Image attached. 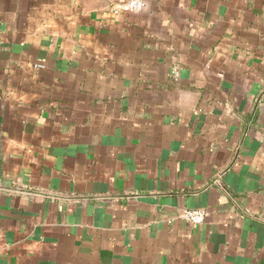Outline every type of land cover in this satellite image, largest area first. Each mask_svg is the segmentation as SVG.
<instances>
[{
  "label": "crops",
  "instance_id": "crops-1",
  "mask_svg": "<svg viewBox=\"0 0 264 264\" xmlns=\"http://www.w3.org/2000/svg\"><path fill=\"white\" fill-rule=\"evenodd\" d=\"M143 1L0 0V264H264V0Z\"/></svg>",
  "mask_w": 264,
  "mask_h": 264
},
{
  "label": "built area",
  "instance_id": "built-area-1",
  "mask_svg": "<svg viewBox=\"0 0 264 264\" xmlns=\"http://www.w3.org/2000/svg\"><path fill=\"white\" fill-rule=\"evenodd\" d=\"M145 2L143 0H127V2L122 5H117L113 8L116 13L120 9L124 8L130 12H137L144 8ZM180 218L192 225H199L205 221L206 212L203 209H185L180 214Z\"/></svg>",
  "mask_w": 264,
  "mask_h": 264
}]
</instances>
